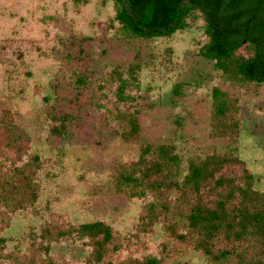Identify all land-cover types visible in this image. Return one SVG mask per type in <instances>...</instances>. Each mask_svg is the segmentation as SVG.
<instances>
[{
	"label": "rangeland",
	"instance_id": "374dc122",
	"mask_svg": "<svg viewBox=\"0 0 264 264\" xmlns=\"http://www.w3.org/2000/svg\"><path fill=\"white\" fill-rule=\"evenodd\" d=\"M113 10L112 0H0V264H209L184 215L225 188L203 186L199 197L183 186L143 197L116 190L118 169L145 144L174 146L178 182L190 158L225 156L213 178L242 185L245 170L264 192V83L229 82L197 55L200 18L168 38L140 39L123 33ZM131 64L136 83L117 100V77L130 81ZM212 87L237 98L236 133H211ZM133 109L139 127L125 137L117 114ZM62 116L63 130L51 132ZM95 220L112 232L99 261L95 239L76 232ZM232 244L245 259L257 251L220 235L212 249Z\"/></svg>",
	"mask_w": 264,
	"mask_h": 264
},
{
	"label": "trees",
	"instance_id": "16d2710c",
	"mask_svg": "<svg viewBox=\"0 0 264 264\" xmlns=\"http://www.w3.org/2000/svg\"><path fill=\"white\" fill-rule=\"evenodd\" d=\"M113 19L119 28L126 35L140 38H168L177 31L187 29L191 21L200 18L201 32L205 41L197 50V55L205 60L211 61L216 71H219L223 78L232 83H264V77H247L242 74L241 67L244 61L255 55V46L250 41H243L225 52L213 51L211 38L212 30L210 22L203 10L187 0H180L179 12L172 25L164 31L156 33H142L131 25L124 15L123 0H112ZM240 48H242L240 50ZM137 64L128 65L126 75L130 79L117 77L118 84L115 88L116 99L120 101L129 100L124 94V89L136 83ZM81 84V78L74 80ZM130 82V83H129ZM177 93V84L173 89ZM210 120L212 134L236 133L238 128V103L237 98L227 91L218 87L210 90ZM120 126L125 137L134 135L138 130V117L136 109L121 111L117 114ZM64 117L60 118L59 126L51 127V132L60 133L63 130ZM62 120V122H61ZM128 128V131L127 129ZM170 143H159L156 145L145 144L141 146L138 157L128 166H120L115 179V188L123 191L124 188L132 192L133 196L143 197L146 192H154L157 195L170 188L183 186L184 190L200 195V188L208 185L209 189L216 191L217 188H225L224 193L216 192L217 198L211 206L201 204L197 201L192 204L184 215L186 224L194 236L193 248L200 250L208 258L209 264H225L231 256L235 257L233 264H264L260 254L264 253V192L251 189L252 175L243 170L244 177L242 185L233 183V179L221 176L214 177L215 171L220 169L231 158L225 156L210 155L204 159L194 160L190 158L187 162L184 175L178 182L180 173V158ZM150 157L148 163L147 157ZM206 183V184H205ZM238 195L236 204L231 200ZM149 204V208L152 207ZM79 235L94 238L96 248L94 254L99 261L105 248V244L112 237L110 227L100 221L80 223L76 227ZM225 240L241 242L242 240L253 241L252 248L257 251L249 258L243 257L244 247L237 249V244L229 248L212 249L213 240L218 236ZM183 237V236H182ZM4 240L0 237V249ZM245 247H248L245 245ZM106 264H109L107 262ZM143 264H158L154 257H147Z\"/></svg>",
	"mask_w": 264,
	"mask_h": 264
},
{
	"label": "water",
	"instance_id": "95a60500",
	"mask_svg": "<svg viewBox=\"0 0 264 264\" xmlns=\"http://www.w3.org/2000/svg\"><path fill=\"white\" fill-rule=\"evenodd\" d=\"M206 14L213 51L225 52L250 40L255 55L242 64L247 77H264V0H187ZM180 0H123L124 15L142 33L167 30L179 12Z\"/></svg>",
	"mask_w": 264,
	"mask_h": 264
}]
</instances>
